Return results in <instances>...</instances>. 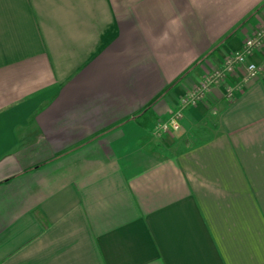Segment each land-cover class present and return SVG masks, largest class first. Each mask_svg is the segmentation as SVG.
Here are the masks:
<instances>
[{
	"label": "crops",
	"instance_id": "obj_1",
	"mask_svg": "<svg viewBox=\"0 0 264 264\" xmlns=\"http://www.w3.org/2000/svg\"><path fill=\"white\" fill-rule=\"evenodd\" d=\"M263 23L264 0H0V264H264V41L231 99L240 68L156 129Z\"/></svg>",
	"mask_w": 264,
	"mask_h": 264
},
{
	"label": "built area",
	"instance_id": "obj_2",
	"mask_svg": "<svg viewBox=\"0 0 264 264\" xmlns=\"http://www.w3.org/2000/svg\"><path fill=\"white\" fill-rule=\"evenodd\" d=\"M264 41V23L255 27L250 35L244 38L239 49L229 53L220 66L211 68L208 73L199 81L191 91L183 97L179 107L173 112L171 118L159 123L156 127L159 131H170L173 121L179 124L181 109L187 104L195 103L206 97L210 88L218 82L224 81L225 76L236 69H241V74L236 81H232L224 87V96L231 99L244 82L253 79L259 72V65L250 59V56L257 51Z\"/></svg>",
	"mask_w": 264,
	"mask_h": 264
},
{
	"label": "clouds",
	"instance_id": "obj_3",
	"mask_svg": "<svg viewBox=\"0 0 264 264\" xmlns=\"http://www.w3.org/2000/svg\"><path fill=\"white\" fill-rule=\"evenodd\" d=\"M182 26H183L182 18L179 16H174L167 22V30L162 31L161 34L158 37H156V39L159 41L160 45H163L164 43L170 40L169 33L170 32H172L173 34L178 33ZM170 130L172 131L173 135L182 134L180 131L179 124L175 121H173V124L170 125Z\"/></svg>",
	"mask_w": 264,
	"mask_h": 264
},
{
	"label": "rangeland",
	"instance_id": "obj_4",
	"mask_svg": "<svg viewBox=\"0 0 264 264\" xmlns=\"http://www.w3.org/2000/svg\"><path fill=\"white\" fill-rule=\"evenodd\" d=\"M229 83H231V82L226 83V85H228ZM196 84H197V83H196Z\"/></svg>",
	"mask_w": 264,
	"mask_h": 264
}]
</instances>
